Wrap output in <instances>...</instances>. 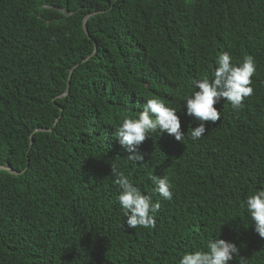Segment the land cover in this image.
Returning a JSON list of instances; mask_svg holds the SVG:
<instances>
[{
	"label": "trees",
	"instance_id": "1",
	"mask_svg": "<svg viewBox=\"0 0 264 264\" xmlns=\"http://www.w3.org/2000/svg\"><path fill=\"white\" fill-rule=\"evenodd\" d=\"M225 52L254 58V94L193 140L186 98ZM148 99L184 139L151 133L133 163L115 131ZM0 164L18 173L0 170V264H180L217 239L264 264L245 203L264 190V0H0ZM112 164L160 204L154 228L128 227Z\"/></svg>",
	"mask_w": 264,
	"mask_h": 264
},
{
	"label": "clouds",
	"instance_id": "2",
	"mask_svg": "<svg viewBox=\"0 0 264 264\" xmlns=\"http://www.w3.org/2000/svg\"><path fill=\"white\" fill-rule=\"evenodd\" d=\"M216 63L218 68L214 72L213 79L204 78L195 82L198 91L192 97L186 98L187 115L199 122L198 127L191 129L193 140L205 135V126L208 123L216 124L220 121V112L215 108L217 102L223 99L238 112L243 108L245 99L254 94L251 85L256 68L252 56H245L243 62L235 66L231 62L230 55L225 52L219 56ZM158 130L174 136L178 142H183L184 134L181 132V121L176 110L167 107L160 99H148L137 119L123 120L122 125L115 131V138L121 146L132 153L127 158L129 161L141 163L144 157L137 152L139 146L151 133ZM111 173L116 177L115 183L121 190L119 202L127 218L128 227L154 228L156 224L154 214L159 211L160 204H153L151 196L143 195L114 164ZM148 178L156 185L155 191L163 199L169 201L172 199L171 185L167 177L150 175ZM245 203L251 221L255 223L256 233L264 239V190L250 195ZM208 249L207 252L184 254L180 264H228L234 257L240 256L235 244L222 239L209 242ZM243 259L244 257H240V264H243Z\"/></svg>",
	"mask_w": 264,
	"mask_h": 264
},
{
	"label": "water",
	"instance_id": "3",
	"mask_svg": "<svg viewBox=\"0 0 264 264\" xmlns=\"http://www.w3.org/2000/svg\"><path fill=\"white\" fill-rule=\"evenodd\" d=\"M89 17V15H87L84 19V22L86 21V19ZM84 30L87 31V27H86V24H84ZM73 69L70 70V73H69V76H68V83H67V89L69 88V84H70V76H71V73H72ZM31 144H32V140H31ZM0 170H7L11 173H13L11 167L7 164H0ZM15 173V172H14ZM15 174H18L17 172Z\"/></svg>",
	"mask_w": 264,
	"mask_h": 264
},
{
	"label": "rangeland",
	"instance_id": "4",
	"mask_svg": "<svg viewBox=\"0 0 264 264\" xmlns=\"http://www.w3.org/2000/svg\"><path fill=\"white\" fill-rule=\"evenodd\" d=\"M14 173V172H13ZM15 174V173H14Z\"/></svg>",
	"mask_w": 264,
	"mask_h": 264
}]
</instances>
